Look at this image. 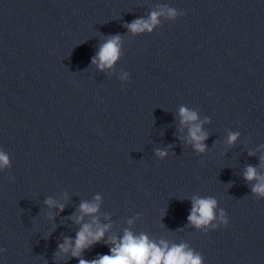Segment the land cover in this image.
Listing matches in <instances>:
<instances>
[{
  "label": "water",
  "instance_id": "obj_1",
  "mask_svg": "<svg viewBox=\"0 0 264 264\" xmlns=\"http://www.w3.org/2000/svg\"><path fill=\"white\" fill-rule=\"evenodd\" d=\"M152 12L165 14L151 33L129 31ZM117 35L120 59L101 70ZM0 152V264L93 261L125 231L203 264H264V197L244 175L264 177V0H0ZM209 197L216 219L197 228L193 201ZM84 225L107 230L78 259Z\"/></svg>",
  "mask_w": 264,
  "mask_h": 264
},
{
  "label": "clouds",
  "instance_id": "obj_2",
  "mask_svg": "<svg viewBox=\"0 0 264 264\" xmlns=\"http://www.w3.org/2000/svg\"><path fill=\"white\" fill-rule=\"evenodd\" d=\"M167 16L171 19H176L178 16L177 10L167 8ZM164 12H152L147 19H137L127 25L129 31L134 34H142L145 31L151 33L155 26L159 24V17L164 15ZM120 36H113L108 39L99 49L97 57L93 59V64H98L101 70L105 68L111 69L118 62L121 55ZM124 78H128V74H124ZM180 117L182 124H192L189 129L191 143L196 151L203 153L206 151L207 145L204 141L207 135L203 133L199 124L195 123L198 119L197 113L186 108L180 109ZM238 133H230L228 138L229 144H234L238 139ZM156 155L161 159L165 158L168 153L166 151L157 150ZM10 166V160L6 153L0 152V167L7 168ZM245 179L248 182H254L252 191L259 197H264V177L260 176L255 167L249 166L245 171ZM99 200V197H97ZM49 206L54 204V201L49 199L46 202ZM217 201L213 198H197L193 201L191 214L188 217L189 222L197 228L209 226L216 219ZM61 211L63 207L61 206ZM80 211L85 214H95L98 212V205L93 203H82ZM220 224L227 227L229 220L227 213L220 211ZM219 227V225L217 226ZM106 228L98 229L93 232L91 226L84 225L82 230L77 233L75 240V248L72 250V255L79 259L82 252L92 246L94 243H99L103 240ZM72 242L66 240L65 244L60 246L62 252L67 253L71 249ZM114 247L111 248V255H103L93 261L84 259L79 260V264H203L201 256L194 254L187 249L186 245H172L161 241V246L150 241L147 236H134L131 232L125 231V234L119 242L113 241Z\"/></svg>",
  "mask_w": 264,
  "mask_h": 264
}]
</instances>
